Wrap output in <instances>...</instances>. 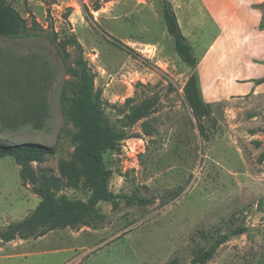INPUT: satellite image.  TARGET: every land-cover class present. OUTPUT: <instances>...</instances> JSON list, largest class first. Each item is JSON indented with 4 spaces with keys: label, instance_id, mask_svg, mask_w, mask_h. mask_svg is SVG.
I'll return each instance as SVG.
<instances>
[{
    "label": "rangeland",
    "instance_id": "obj_1",
    "mask_svg": "<svg viewBox=\"0 0 264 264\" xmlns=\"http://www.w3.org/2000/svg\"><path fill=\"white\" fill-rule=\"evenodd\" d=\"M6 1L38 26L18 36L0 34V145L50 149L43 162L33 164L39 174L59 177L60 163L72 159L76 129L59 96L79 57L70 44L75 39L94 75L99 109L114 128L144 101L154 105L105 155L112 192L154 203L101 202L106 221L97 226L0 242V264H191L195 252L213 248L224 235L228 241L206 264H264V95L256 101L228 95L213 105L210 117L197 120L186 85L198 65L189 67L178 56L163 12L164 1L175 11L191 0ZM191 4V13L184 11L200 70L207 69L204 53L215 38L210 56L228 53L231 62L236 53L227 40L237 20L249 23L252 16L231 5L216 8L213 16L198 1ZM38 99L47 105L41 129L24 115ZM32 188L22 185L13 158L0 161V229L34 212L40 198ZM58 195L87 201L90 192L64 188Z\"/></svg>",
    "mask_w": 264,
    "mask_h": 264
},
{
    "label": "trees",
    "instance_id": "obj_2",
    "mask_svg": "<svg viewBox=\"0 0 264 264\" xmlns=\"http://www.w3.org/2000/svg\"><path fill=\"white\" fill-rule=\"evenodd\" d=\"M100 8L101 5L96 4L95 11H99ZM163 12L167 31L175 41L178 56L187 66L195 68L197 58L193 48L183 34L176 13L168 1H164ZM31 25L10 2L0 0V34L18 36L26 34L29 30L35 31L34 26H38V23L34 17ZM260 28L264 30V16ZM70 41H72L70 44L73 43L79 50V57L74 62V67L69 69L72 79L68 88L60 93L59 98L76 129L72 138L75 145L73 157L60 163V175L57 177L46 172L39 174L34 170L33 164L43 162L51 154L47 147L36 143L0 145V161L6 157L13 158L20 167L22 185L24 187L32 185V192L40 198L32 214L20 222L0 229L1 243L39 239L55 230L102 224L106 221V216L99 209L101 202H112L116 205L124 200L128 205L144 207L154 203L153 200L112 192L108 187L112 172L105 163V155L119 147L127 138L126 128L154 112L153 103L144 101L125 117L120 129L114 128L99 109V97L94 94V75L84 59L81 44L75 39ZM60 46L64 58L69 59L66 42H61ZM263 83L264 77L258 81V84ZM186 98L198 121L212 115V106L206 103L202 96L197 72L193 73L186 85ZM24 115L36 128H43L44 119L47 117L46 102L38 99L28 107ZM199 129L203 138L209 141L204 126L200 125ZM260 161L264 162V155ZM79 187L90 192L87 201L58 195L64 188ZM243 232L240 231L241 234ZM228 239L227 235L221 236L213 248L199 249L195 252L191 264H206Z\"/></svg>",
    "mask_w": 264,
    "mask_h": 264
},
{
    "label": "crops",
    "instance_id": "obj_3",
    "mask_svg": "<svg viewBox=\"0 0 264 264\" xmlns=\"http://www.w3.org/2000/svg\"><path fill=\"white\" fill-rule=\"evenodd\" d=\"M202 11L206 10L214 16L222 5L236 6V9L247 10L252 16V22L236 21L235 29L231 32V40H227L230 53H236V58L231 62L227 60L228 53L217 52L214 57L212 53L214 39L204 53V61L207 69L201 71V63L198 61V76L202 96L206 103L212 107L221 99L228 95H234L238 100H258L264 95V83L258 84V81L264 77V30L260 28L263 20L264 0H196ZM191 2H184L181 6H175V13L180 24L181 30L188 42L192 34L191 26L188 24L185 14H190L192 9ZM187 7V10H185ZM187 11L185 13V11ZM190 11V12H189ZM230 20L235 21L234 18ZM183 23L186 24L187 30H184ZM214 26L217 28L216 24ZM220 35V34H219ZM218 35V36H219ZM232 36H236L238 43ZM219 56L217 57V55ZM229 88V89H227ZM222 91L223 93H218ZM220 95H218V94ZM225 96V97H223Z\"/></svg>",
    "mask_w": 264,
    "mask_h": 264
}]
</instances>
